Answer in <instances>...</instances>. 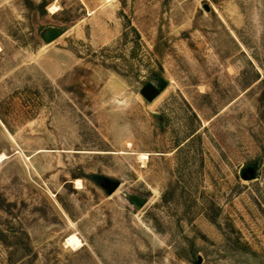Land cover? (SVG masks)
I'll list each match as a JSON object with an SVG mask.
<instances>
[{"label":"rangeland","instance_id":"obj_1","mask_svg":"<svg viewBox=\"0 0 264 264\" xmlns=\"http://www.w3.org/2000/svg\"><path fill=\"white\" fill-rule=\"evenodd\" d=\"M0 264H264V0H0Z\"/></svg>","mask_w":264,"mask_h":264},{"label":"water","instance_id":"obj_2","mask_svg":"<svg viewBox=\"0 0 264 264\" xmlns=\"http://www.w3.org/2000/svg\"><path fill=\"white\" fill-rule=\"evenodd\" d=\"M206 8L209 9L208 6H206ZM63 33H64L63 29H59V28L49 29L44 33V39L46 42H52L53 40L60 37ZM160 93H161L160 89L152 83L145 84V86L141 89V94L148 101H154L156 98H158L160 96ZM248 173L253 175L254 169L249 168ZM245 177H246V175H245ZM131 201H132V203H135L139 206H144L146 204V200H144L140 197H137V196H134Z\"/></svg>","mask_w":264,"mask_h":264},{"label":"bare ground","instance_id":"obj_3","mask_svg":"<svg viewBox=\"0 0 264 264\" xmlns=\"http://www.w3.org/2000/svg\"><path fill=\"white\" fill-rule=\"evenodd\" d=\"M111 0H109L110 2ZM57 9V8H56ZM2 157H5L3 155ZM6 158V157H5ZM146 158V157H145ZM80 185V182H78ZM81 187V186H80ZM67 245L70 247H73L74 249H80L83 246V242L81 239L78 237L77 234H72L68 239H67Z\"/></svg>","mask_w":264,"mask_h":264}]
</instances>
